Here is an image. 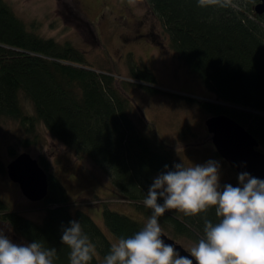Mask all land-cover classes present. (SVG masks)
<instances>
[{"label":"trees","instance_id":"trees-1","mask_svg":"<svg viewBox=\"0 0 264 264\" xmlns=\"http://www.w3.org/2000/svg\"><path fill=\"white\" fill-rule=\"evenodd\" d=\"M147 2L161 20L172 49L188 71L215 93L216 101L178 96L151 86L156 78L146 66H131L129 77L134 82L121 80L122 85L125 82L151 93L181 97L197 103L210 116L226 114L244 126L264 152V14L254 13L257 0H221L204 7L198 6L197 0ZM116 79L112 73L85 66L83 52L69 41L59 43L28 30L10 5L0 0V117L18 120L26 134L34 135L22 141L25 145L35 143L36 124L41 122L76 158H88L105 172L116 195L147 219L151 209L144 206L143 199L156 175L166 170L165 165L172 170L175 163L152 123H148L151 136L139 133L130 117L131 100L121 92ZM21 95L31 102L34 113H25ZM38 163L48 181L43 203L51 207L45 208L43 221L36 223L0 199V231L6 226L30 243L55 248L54 264H68L70 250L62 244L61 235L69 221L75 220L103 261L110 241L83 211L72 216L67 190L49 172L47 161L41 158ZM102 217L118 238H127L143 226L108 208L102 209ZM204 219L217 222L214 208L191 217L166 212L159 217L161 224L173 226L177 234L197 240L203 237ZM91 264H99L95 255Z\"/></svg>","mask_w":264,"mask_h":264},{"label":"rangeland","instance_id":"rangeland-1","mask_svg":"<svg viewBox=\"0 0 264 264\" xmlns=\"http://www.w3.org/2000/svg\"><path fill=\"white\" fill-rule=\"evenodd\" d=\"M5 1L24 21L28 30L59 43L69 41L83 52L85 66L115 75L116 85L131 100L130 117L139 133L151 136L148 123H152L160 139L168 146L175 164L217 161L221 186H238V173L217 154L205 127L209 113L197 103H189L181 97L151 93L140 86L121 83V80L134 82L129 77L131 66H146L156 78V83L151 86L178 96L216 101L215 93L196 74L188 71L183 60L172 49L161 20L148 9L150 5L147 0ZM122 4L134 20L129 14L127 18L121 16ZM20 101L25 113H34L29 100L21 95ZM35 130V143L25 145L22 141L32 139L34 135L26 134L18 120L0 117V161L4 164V172L0 173V199L10 209L41 223L45 208L51 207L46 206L43 200L26 199L18 185L6 174L5 165L20 153L27 152L33 158L47 161L49 172L59 178L67 190L70 201L68 208L72 216L77 210L89 215L110 243L118 237L104 224L103 208L125 214L144 224L146 217L116 195V189L105 172L88 158H76L74 152L53 137L41 122L36 124ZM166 213L178 217L182 215L176 210ZM159 223L162 232L186 250L198 241L194 236L177 234L171 225ZM3 229L0 233L16 237L17 240L9 237L14 243H30L17 233H12L8 227L4 226ZM193 232L198 235L195 230ZM95 256L98 263L103 264L96 248Z\"/></svg>","mask_w":264,"mask_h":264},{"label":"clouds","instance_id":"clouds-1","mask_svg":"<svg viewBox=\"0 0 264 264\" xmlns=\"http://www.w3.org/2000/svg\"><path fill=\"white\" fill-rule=\"evenodd\" d=\"M219 3L197 0L200 7ZM164 167L143 199L151 215L133 235L111 243L103 264H264V180L243 172L237 176L238 186H221L219 165L213 160ZM213 208L217 222L204 219L203 237L187 249L189 255L165 243L159 217L166 211L191 217ZM61 242L70 250L68 264H91L95 248L80 222L69 221ZM56 258L55 248L37 241L17 244L0 233V264H54Z\"/></svg>","mask_w":264,"mask_h":264},{"label":"water","instance_id":"water-1","mask_svg":"<svg viewBox=\"0 0 264 264\" xmlns=\"http://www.w3.org/2000/svg\"><path fill=\"white\" fill-rule=\"evenodd\" d=\"M257 15L264 14V0H258L253 7ZM205 127L211 135V142L217 154L238 174L246 172L250 177L264 180V152L258 141L244 126L226 114L209 116ZM8 178L16 183L21 194L30 201H41L47 195V174L38 160L22 152L5 166ZM165 243L173 244L181 255H189L179 243L164 232Z\"/></svg>","mask_w":264,"mask_h":264},{"label":"flooded vegetation","instance_id":"flooded-vegetation-1","mask_svg":"<svg viewBox=\"0 0 264 264\" xmlns=\"http://www.w3.org/2000/svg\"><path fill=\"white\" fill-rule=\"evenodd\" d=\"M257 2H258V0H257ZM256 2V3H257ZM121 3V2H120ZM148 7V6H147ZM146 7V8H147ZM148 9L150 10V8L148 7ZM120 11H122V13H121V16L123 17V18H127V16H128V10H127V8H125V7H123V4L121 5V7H120ZM148 12V11H147ZM129 17L130 18H132L133 20H134V18L132 17V15H131V13L129 14ZM138 22V21H137ZM146 24V23H145ZM141 36V35H140Z\"/></svg>","mask_w":264,"mask_h":264}]
</instances>
